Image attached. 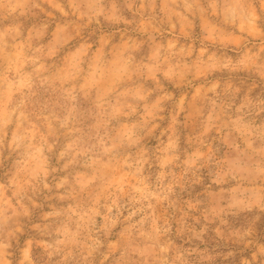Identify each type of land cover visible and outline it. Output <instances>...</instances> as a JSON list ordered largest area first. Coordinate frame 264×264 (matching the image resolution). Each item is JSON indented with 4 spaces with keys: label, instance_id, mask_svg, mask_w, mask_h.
Segmentation results:
<instances>
[{
    "label": "rangeland",
    "instance_id": "obj_1",
    "mask_svg": "<svg viewBox=\"0 0 264 264\" xmlns=\"http://www.w3.org/2000/svg\"><path fill=\"white\" fill-rule=\"evenodd\" d=\"M0 264H264V0H0Z\"/></svg>",
    "mask_w": 264,
    "mask_h": 264
}]
</instances>
